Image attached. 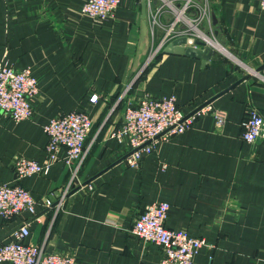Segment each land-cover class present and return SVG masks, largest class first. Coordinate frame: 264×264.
I'll list each match as a JSON object with an SVG mask.
<instances>
[{"label": "crops", "instance_id": "obj_1", "mask_svg": "<svg viewBox=\"0 0 264 264\" xmlns=\"http://www.w3.org/2000/svg\"><path fill=\"white\" fill-rule=\"evenodd\" d=\"M86 1L0 0V62L30 69L39 88L29 120L0 114V184L18 183L39 202L37 215H0V248L28 225L26 243L73 255L78 264H161V247L131 229L147 205L167 201V228L207 242L193 264H264V142H245L242 126L252 108L264 115L260 0H209L226 53L215 50L207 63L163 52L151 64L148 4V49L140 53L142 0H121L104 22L83 13ZM172 95L186 114L210 104L216 112L130 168L129 141L113 136L126 107ZM73 111L93 121L77 172L62 148L47 174L17 180L16 161L45 164V126Z\"/></svg>", "mask_w": 264, "mask_h": 264}, {"label": "built area", "instance_id": "obj_2", "mask_svg": "<svg viewBox=\"0 0 264 264\" xmlns=\"http://www.w3.org/2000/svg\"><path fill=\"white\" fill-rule=\"evenodd\" d=\"M153 2L147 0L152 35L147 64L157 60L167 45L183 38L202 41L214 51L226 53L214 35L209 0H158L157 6H153ZM120 3L121 0H87L83 13L95 21L104 22L116 17ZM260 8L264 11V0H260ZM247 70L253 73L251 69ZM38 91V81L30 69L18 70L0 62V114L16 122L29 120L34 114L33 105ZM97 99V96L92 97V101ZM215 112L210 104L192 115L186 114L174 95L162 98L147 96L137 105L126 107L123 123L113 136L120 141L124 138L129 141L126 164L139 169L144 155L152 154L160 142L191 129L199 116ZM242 126L245 142H264V115L259 109L252 108ZM92 127L90 116L79 111L61 114L50 120L45 126L49 139L47 162L41 164L25 158L17 160L14 168L17 180L34 174H47L62 148L67 151V164L74 166L77 172L87 155L85 143ZM44 205L52 207L53 202L45 200ZM38 206L39 202L32 193L20 184H0V215L4 219L12 220L24 212L37 215ZM170 208L167 201L147 205L136 219L131 234L145 243L160 246L164 254L161 264H193L207 242L191 236L187 230L167 228ZM29 234L28 225L16 230L15 239L1 246L0 261L12 264H78L73 255L49 253L26 243Z\"/></svg>", "mask_w": 264, "mask_h": 264}, {"label": "water", "instance_id": "obj_3", "mask_svg": "<svg viewBox=\"0 0 264 264\" xmlns=\"http://www.w3.org/2000/svg\"><path fill=\"white\" fill-rule=\"evenodd\" d=\"M154 2L155 4H157L158 0H154ZM142 17L144 19V23H143V30H142V37H141V45H140L141 52L140 53H144L148 49V32H147V26H146V21H145L147 18V0H142ZM164 52L175 53L179 55H187L190 57L202 59L208 63L214 54V49L207 47L205 43L202 41L183 38V39L174 41L172 44H169L164 49ZM201 108H203V106H200L199 108H197L192 114H194Z\"/></svg>", "mask_w": 264, "mask_h": 264}, {"label": "bare ground", "instance_id": "obj_4", "mask_svg": "<svg viewBox=\"0 0 264 264\" xmlns=\"http://www.w3.org/2000/svg\"><path fill=\"white\" fill-rule=\"evenodd\" d=\"M252 72L255 74H257V75H259V76H261V74L259 73V72H256L255 70H252Z\"/></svg>", "mask_w": 264, "mask_h": 264}]
</instances>
